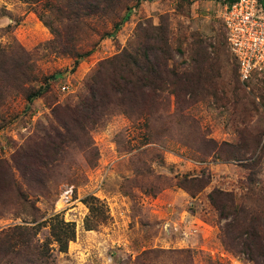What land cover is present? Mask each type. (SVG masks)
Returning <instances> with one entry per match:
<instances>
[{
	"label": "rangeland",
	"instance_id": "rangeland-1",
	"mask_svg": "<svg viewBox=\"0 0 264 264\" xmlns=\"http://www.w3.org/2000/svg\"><path fill=\"white\" fill-rule=\"evenodd\" d=\"M231 1L0 0V231L33 227L54 264H263L264 247L246 253L238 239L263 234L264 72L238 75L222 18ZM149 36L161 67L149 107L132 106L131 84L114 94L131 68L95 80L106 107L83 113L102 62L129 51L146 64ZM61 106L74 109L66 130ZM38 175L44 194L29 190ZM62 221L76 232L66 252L51 231ZM39 253L12 259L45 264Z\"/></svg>",
	"mask_w": 264,
	"mask_h": 264
},
{
	"label": "trees",
	"instance_id": "trees-1",
	"mask_svg": "<svg viewBox=\"0 0 264 264\" xmlns=\"http://www.w3.org/2000/svg\"><path fill=\"white\" fill-rule=\"evenodd\" d=\"M234 1L235 0L231 1L230 4H232ZM149 42H152L151 45H149L152 49L151 55H148L147 51L142 50V53L146 55V64L139 63L140 61L138 60V56H133V53L129 51H126L123 54L117 56L112 61L102 62V66H100L98 70H96L91 76L90 82L88 84L89 94L78 104V107L80 109H83V113L95 116L98 115L100 111L106 107V105H102L101 101H103V99H105V97L107 96V87L101 91L96 87L95 80H97L99 77H102L104 73L111 74L110 70H114L113 76H119L120 74H123L122 72L126 73L131 68L137 70L136 73H133L134 79H130L129 81L128 79H122L124 86L122 88L116 86L117 91H115L114 94L117 96L125 95V93H123L121 90L125 89V86L127 84H131L127 87L126 90L128 94L133 96L131 97V103L133 104L132 106H136L138 110L146 109L147 106L149 107V105L145 103V99H149L154 93H157V90L159 88H161L158 86V82H156V79L160 76L161 67L156 62V60L152 58L156 56V53L153 52V50L155 49V39L152 36H149ZM132 59L133 62L131 64L130 60ZM121 61H124V64L122 63L123 66L119 68V65L121 64L118 63H120ZM78 65L79 60H76L75 68H77ZM237 69L239 75V66ZM73 111L74 109H72V107L70 106H61L55 113L56 118L58 119V121L60 120L59 123L65 130L67 129V124L61 122V120L72 115ZM63 113L64 115H61ZM47 165L40 167L46 168ZM40 172L41 170L39 169L38 173ZM38 178V180L33 178L32 181H28L29 190L33 192H39L40 190H42L41 192L44 194L47 188L46 182L42 180L41 175H38ZM21 197L22 198L20 202L22 203V206H28L30 210L29 215L32 216L34 220H36V214L39 212L38 207L36 206L34 201L29 200V197L26 195V193L21 195ZM212 202L218 208L220 214H222V218L229 216L227 215L228 213H226V205L219 204L215 200V198L212 199ZM0 215L3 214L0 213ZM240 227L241 225L238 223V221L226 223L223 228L225 238L228 239V241L231 240L233 232L237 231ZM244 227L248 226L244 224ZM34 230L35 229L33 227L15 225L0 231V264H16V261H13L12 258L18 254L22 258V254L30 249L40 251L39 255L46 259V262L43 261L42 263L54 264L53 248H50L46 244H40L39 246L36 244L35 246L33 245L32 237H34L35 235ZM261 230H263L262 235H260V233L254 235L252 233H248L247 228L245 230L246 235H243L242 237H240V239H238L239 241H242V247L247 248V250H245L244 252L249 253V251L255 252L263 249V243L255 238L254 240H252V237H264V227ZM51 231L54 240L58 244V251H68L70 241L74 240L76 237L74 226L70 223H65L62 221L58 226L53 225ZM36 246L41 247L42 249L40 250ZM255 260L258 264L261 263V261H257V259ZM262 263L264 264L263 261Z\"/></svg>",
	"mask_w": 264,
	"mask_h": 264
},
{
	"label": "built area",
	"instance_id": "built-area-1",
	"mask_svg": "<svg viewBox=\"0 0 264 264\" xmlns=\"http://www.w3.org/2000/svg\"><path fill=\"white\" fill-rule=\"evenodd\" d=\"M222 18L239 77L248 82L264 72V0H235L225 6Z\"/></svg>",
	"mask_w": 264,
	"mask_h": 264
}]
</instances>
